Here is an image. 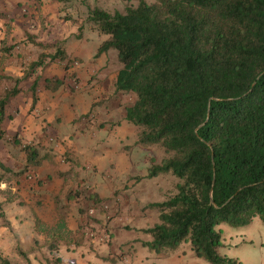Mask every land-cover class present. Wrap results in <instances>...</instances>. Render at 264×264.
I'll list each match as a JSON object with an SVG mask.
<instances>
[{
	"label": "rangeland",
	"instance_id": "374dc122",
	"mask_svg": "<svg viewBox=\"0 0 264 264\" xmlns=\"http://www.w3.org/2000/svg\"><path fill=\"white\" fill-rule=\"evenodd\" d=\"M138 1H0V97L16 78L22 87L3 126L44 157L40 166L26 167L21 147L0 138V162L7 168L0 167V256L13 264H209L188 240L174 250H155L151 235L141 231L158 222L159 211L146 205L171 196L179 179L146 176L152 160L159 163L168 153L138 143L139 128L125 118L134 95L114 87L117 52L96 55L108 36L86 20L94 6L124 11ZM58 44L76 60L70 71L55 62L23 79L28 64ZM37 74L42 79L32 105L27 88ZM45 77L64 84L50 91ZM76 190L82 193L67 197ZM216 229L220 256L264 264L258 215L248 224L220 222Z\"/></svg>",
	"mask_w": 264,
	"mask_h": 264
},
{
	"label": "trees",
	"instance_id": "16d2710c",
	"mask_svg": "<svg viewBox=\"0 0 264 264\" xmlns=\"http://www.w3.org/2000/svg\"><path fill=\"white\" fill-rule=\"evenodd\" d=\"M86 20L108 36L96 55L117 52L114 87L134 95L125 118L139 128L138 143L168 153L152 160L146 176L179 179L171 196L146 205L159 211L158 222L141 229L152 237L150 248L174 250L188 240L209 264H240L218 254L216 224L245 225L255 215L264 221V0H139L124 11L94 6ZM54 48L31 61L23 79L55 62L69 72L75 58L61 44ZM41 79L28 84L32 105ZM20 81L0 97V138L21 147L26 167H37L39 148L3 126ZM43 83L56 91L64 79ZM0 264L13 263L0 256Z\"/></svg>",
	"mask_w": 264,
	"mask_h": 264
},
{
	"label": "crops",
	"instance_id": "0c3cea01",
	"mask_svg": "<svg viewBox=\"0 0 264 264\" xmlns=\"http://www.w3.org/2000/svg\"><path fill=\"white\" fill-rule=\"evenodd\" d=\"M30 264V263H29Z\"/></svg>",
	"mask_w": 264,
	"mask_h": 264
}]
</instances>
